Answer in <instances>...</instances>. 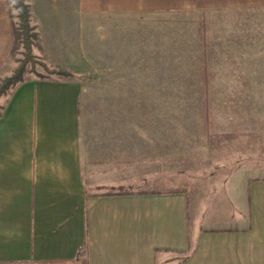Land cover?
Wrapping results in <instances>:
<instances>
[{
  "label": "crops",
  "instance_id": "0c3cea01",
  "mask_svg": "<svg viewBox=\"0 0 264 264\" xmlns=\"http://www.w3.org/2000/svg\"><path fill=\"white\" fill-rule=\"evenodd\" d=\"M26 2L39 35L34 54L49 67L73 72L89 53L95 62L130 59L126 27L135 23L142 57L156 60L154 80L163 85L166 34L189 17L177 28L197 45L205 14L210 51L219 53L213 66L221 68L212 86L264 84V0ZM230 15H238L236 29L225 31L230 23L218 21ZM12 34L7 0H0V79L17 68L7 61ZM188 45L176 59L192 52ZM81 94L75 76H28L0 98V264H264V103H238L236 117L221 116L226 134L238 120L236 146L214 150L213 143L194 147L175 126L189 119L167 120L163 103L156 115L134 117L132 103H82ZM198 153L214 164L204 166L207 178L224 188L236 179L246 189V199L224 212V224L182 184L202 176L182 161Z\"/></svg>",
  "mask_w": 264,
  "mask_h": 264
},
{
  "label": "rangeland",
  "instance_id": "374dc122",
  "mask_svg": "<svg viewBox=\"0 0 264 264\" xmlns=\"http://www.w3.org/2000/svg\"><path fill=\"white\" fill-rule=\"evenodd\" d=\"M60 2L74 5L76 0H60ZM13 14H16L15 10H13ZM237 17L238 15H230L228 18H220L218 24L220 25L221 22L230 23L231 26H225V31H228L226 30L228 28H233L231 30L234 31L236 28L233 26L237 21ZM188 19L189 17H185L181 20L188 23L190 20ZM132 20L139 21L140 19L134 17ZM260 20L264 21L263 15H261ZM16 21L15 19L14 22ZM182 21H180V24L178 22L174 23L172 27L174 30L171 29V32L165 36V46L162 54L165 55L166 59L163 68L161 67L163 71V85L158 86L157 80H154L156 78V60H146L142 57L141 43H139L141 39V27L140 24L135 23L132 27H126L129 35L128 41L131 38L130 42L132 43V50L129 55L130 59L119 61L108 59L95 62L91 58V53H89V57H86V60L77 61L75 65L78 66L74 67L73 72H67L72 77L75 76L83 84L82 103H127V106L128 103H132L131 108L126 107L127 112L131 110L134 117L146 114L151 116L156 115L157 106L160 112L163 105L164 118L167 120L170 121L173 117L177 116L189 119L191 123L185 127L180 123H176L175 126L179 127V130L185 133L184 135L193 138L194 147L199 148L205 144L211 147L210 143H213L214 150L215 148L220 149L222 145L224 146L223 149H226L228 146V149H235V126L237 124V127H239L240 124L234 118V120L228 123L230 126L228 127V131H226L227 134L222 133L227 125L219 123L220 118L227 113H231L236 117L235 111L237 108L232 106H236L238 103H264V84L262 83L259 87L254 86L257 90L247 89L252 88L248 85H239L236 86L237 90L235 91L223 90L225 88L223 85L212 86L214 71L221 70V68L213 66L218 62L212 57L219 55V53L210 51L208 39L211 35V27H209V18L205 14H201L198 19L197 45L191 41L188 43L183 41L185 36H190V34L186 28H182L188 25L182 26ZM232 22L234 23L231 24ZM177 24L182 27L177 28ZM172 37H175L176 40L174 41ZM186 44H189L188 48H191L192 52L190 54L181 53L180 56L182 58L176 59L179 56L177 55L178 48L187 47ZM196 46L198 51H196ZM22 53L23 49L18 47L16 53L8 58L7 61L10 69L18 67L19 62L23 59ZM171 56L174 59H169ZM36 58V60L46 65L49 69H62L66 71L63 68L49 67L42 59ZM145 66H147L146 71L148 75L143 76L142 69H145ZM206 68L212 76L210 77V91L213 90L212 102L209 106L210 127L205 126V118L203 116L206 111L204 104L205 93L203 91L206 88V84L202 77L203 70ZM231 69L235 71V67ZM151 73L155 75H151ZM37 74L47 76L48 79H64L55 74L48 77L44 67L39 64L35 66L34 72L27 74L26 77H37ZM261 76L264 81V75ZM224 103H229L226 104V108L222 106ZM197 121L200 122L199 127L196 125ZM248 122L252 123L251 120H245L246 124ZM172 126L174 125H166V127H170L168 131H171ZM188 128H193L191 135H188L190 134ZM195 128L197 130H194ZM211 140L212 142H209ZM202 153L196 154L197 156L195 157L190 156L182 159L188 166L194 165L203 169V174L200 178L197 176L196 179L185 180L182 184L188 185L186 191L191 196H200L207 199V205L210 208L209 214L214 213L219 218V224H224V212L226 209H236L240 200L246 199V189H243L242 186L238 187L240 183L238 184L235 178L234 181L231 180L229 187L225 188L223 185L217 184L216 176L212 179L207 178L210 177V173H206L207 171L204 169V166H207L208 170H210L214 164L206 163L208 158L202 155ZM217 172H214V175H218Z\"/></svg>",
  "mask_w": 264,
  "mask_h": 264
},
{
  "label": "trees",
  "instance_id": "16d2710c",
  "mask_svg": "<svg viewBox=\"0 0 264 264\" xmlns=\"http://www.w3.org/2000/svg\"><path fill=\"white\" fill-rule=\"evenodd\" d=\"M8 10L10 13V18L12 22V30L14 42L11 47L10 57H12L18 47L23 49V59L19 62L18 67L12 72L13 74L9 77H5L0 79V98H2L10 89L15 88L17 84H20L25 81L26 75L29 73H33L36 65H41L44 67L45 72L49 76L59 75L64 79L71 78L72 75L67 71L62 69H49L46 65L36 60V56L34 55L33 46H35L39 42V35L36 32V28L32 25V12L31 7L27 4L26 0H7ZM13 10H15L16 14H13ZM17 20L14 22V20ZM203 37V35H202ZM41 79H48L47 76L36 75ZM211 73L206 68L203 70V79L206 84V88L204 91L205 98L204 104L206 107L205 114L203 115L205 118V126L210 127V113L209 106L212 102V91H210L211 84ZM3 108L0 106V117L3 114Z\"/></svg>",
  "mask_w": 264,
  "mask_h": 264
}]
</instances>
